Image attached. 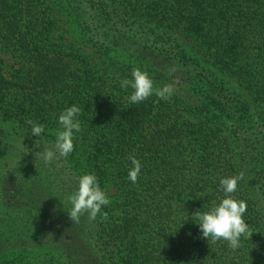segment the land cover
<instances>
[{"label":"trees","instance_id":"1","mask_svg":"<svg viewBox=\"0 0 264 264\" xmlns=\"http://www.w3.org/2000/svg\"><path fill=\"white\" fill-rule=\"evenodd\" d=\"M57 1L108 62L79 63L53 41L57 14L48 0H0V40L20 59L11 77L0 69V110L10 121L0 127V264L42 246L66 264H115L123 252L124 264L262 261L264 212L242 182L250 180L264 203V0ZM178 35L194 41L199 59ZM129 55L154 75L193 87L200 100L153 94L130 103L133 89L120 86L132 79ZM238 85L253 99L255 126ZM72 105L91 138L83 171L70 170L75 150L46 165L40 147L55 149L56 137L34 135L26 122L52 126V114ZM130 155L142 164L136 183L128 179ZM241 171L231 195L246 201L253 234L233 250L203 238L193 213L219 204L220 180ZM89 172L116 180L121 215L69 220L68 197ZM55 181L59 190L51 192Z\"/></svg>","mask_w":264,"mask_h":264},{"label":"clouds","instance_id":"2","mask_svg":"<svg viewBox=\"0 0 264 264\" xmlns=\"http://www.w3.org/2000/svg\"><path fill=\"white\" fill-rule=\"evenodd\" d=\"M176 69L173 66L169 69L170 73ZM132 79H122L120 86L122 89L131 87L132 94L129 102L139 104L153 94L159 99L170 100L175 92L172 84H165L162 87H155L154 81L146 70L134 68L132 70ZM81 108L72 105L66 108L58 117L62 130L55 133V152L51 149H44L42 159L46 164L51 163L56 158V152L59 156L67 158L74 150V132L81 130V124L78 116ZM31 125V133L40 136L44 132V125L28 119L26 121ZM37 146H39L37 144ZM132 167L128 171V179L136 183L141 173L142 164L135 155H130ZM244 178V172L237 175L222 178L220 187L225 193L224 198L219 204L214 205L209 210L193 213L197 224L199 225L202 237L211 238L213 242L224 240L233 250L241 246V237L251 238L253 232L249 230V225L244 219L247 211V203L244 200H237L231 194L237 190L238 182ZM72 207L67 212L71 222L79 223L80 217L87 213L90 220H95L98 214L103 219H107V213H101L102 206L108 205L110 200L105 189L100 185L97 175L94 172L83 174L79 178L78 189L68 197Z\"/></svg>","mask_w":264,"mask_h":264},{"label":"rangeland","instance_id":"3","mask_svg":"<svg viewBox=\"0 0 264 264\" xmlns=\"http://www.w3.org/2000/svg\"><path fill=\"white\" fill-rule=\"evenodd\" d=\"M49 3L55 5V11H56V21H55V27L53 31V41L59 43V45L62 46V48L70 54L72 58L75 59L77 62H88L89 64H92L96 66L97 68H102L106 65L108 62V58L105 55L99 54L94 52L91 48L88 47L85 41L84 34L80 31V29L77 27V24L73 20V18L70 15L69 9L66 4L60 3L57 0H48ZM179 37V35H178ZM180 42L182 43L185 50L191 54L196 59L200 58V53H198V48L195 45L193 40H190L185 37H179ZM115 56V54H114ZM132 63V67L134 68H140L141 70H146L151 78L154 81L155 87H162L165 84H172L175 88V92L173 94V97L180 98L184 103L194 105L198 103L200 100V94L193 88L189 86H181L176 84L173 80L169 79L168 77H161L159 75H154L153 72H149L147 68L143 66L145 64L144 61H142L140 58H137L134 55H129ZM19 61L20 59L18 57H15L12 55L9 51L6 50L3 43L0 40V69L3 70L4 74L7 77H11L12 74H14L15 70L19 68ZM143 63V64H142ZM239 91L244 95L246 100L249 102L250 109L248 113V120L253 123V125H256V119H257V113L255 110V105L253 102V99L249 92L242 86L238 85ZM63 112L62 110H59L57 112H54L51 117H53L52 122L54 124L52 126L48 125L47 127H44V132L42 134L47 133H53L55 135L57 130H62L61 125L59 123L58 117ZM10 126V121L3 117L1 110H0V127H8ZM51 138V137H50ZM91 143V138L89 135H84L83 130L81 129L79 132H74V161L70 163V170L78 169V170H84L88 167L86 165V159L91 153V147L89 144ZM44 146L40 147V150H44ZM55 152L56 150L53 149ZM59 154L58 152H56ZM46 164V163H45ZM48 165V164H46ZM19 164L17 165L18 169ZM69 172V171H68ZM0 173H1V165H0ZM1 176V174H0ZM100 185L103 189L106 190L108 194V198L110 200V203L108 205L102 206L101 213L106 212L107 218L109 216H117L121 215V208L119 206V192L118 190V184L116 180L113 178V176H110L104 181H101L98 178ZM58 182L55 181V184L51 187V192H57L59 189H57ZM244 189L246 193L253 198L257 206L262 208V211L264 212V203L262 202V199L259 196V193L257 191V188L255 185L248 179H243L242 182ZM68 185V184H67ZM64 190L66 189V186L64 184ZM71 195V194H70ZM101 215V214H100ZM264 250V244L259 247L257 250V254L263 252ZM125 255V253H121V256L119 258V255H116L115 264H124L122 260V256ZM256 261H254V264H264V258L261 261V257H258ZM3 264H66L64 261V258L61 255V252L58 250H52L47 248L46 246H42L39 248H35L31 252H28L21 256L19 260H14L8 258V261L5 260Z\"/></svg>","mask_w":264,"mask_h":264}]
</instances>
